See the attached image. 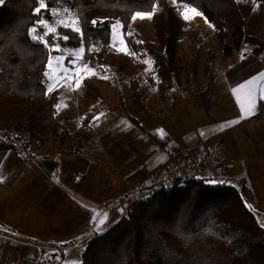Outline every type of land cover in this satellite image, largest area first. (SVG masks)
Wrapping results in <instances>:
<instances>
[{"label":"trees","instance_id":"1","mask_svg":"<svg viewBox=\"0 0 264 264\" xmlns=\"http://www.w3.org/2000/svg\"><path fill=\"white\" fill-rule=\"evenodd\" d=\"M175 1L197 8L213 26L226 57L243 49L245 43L252 48L243 53L264 59V38L247 33L248 17L237 0ZM45 3L48 9L61 6L72 9L83 40L72 28L62 25L57 27L58 35L69 37L66 43L62 42L65 47H83L84 62L97 72L105 70L117 22L126 35L136 13L160 12L161 21L155 28L161 46L140 41L129 42V47L135 54L149 56L156 79L174 88L177 73L173 72L171 53L180 39V25L174 24L170 0H45ZM36 6L37 0H3L0 4V137L12 130L24 131L41 145L50 137H58L59 157L63 152H79L84 146L80 139L84 132L68 137L66 131H59V99L46 90L45 72L51 51L39 39H31L30 30L38 22ZM40 16L48 20L53 14L42 9ZM51 36L49 41L53 40ZM214 76L211 74L208 87ZM155 82L152 79V84ZM142 86L139 79L130 82L137 111L146 108L148 97L140 89ZM100 106L101 109H94L95 114L103 109ZM206 107L210 109L208 103ZM131 119L137 124L134 117ZM91 120L92 115H86L82 127L92 135ZM3 150L11 148L0 144V151ZM247 192V187L213 186L203 179L178 181L170 189L157 191L147 201L131 206L116 224L92 237L82 249L80 264H264V225L246 201Z\"/></svg>","mask_w":264,"mask_h":264},{"label":"crops","instance_id":"2","mask_svg":"<svg viewBox=\"0 0 264 264\" xmlns=\"http://www.w3.org/2000/svg\"><path fill=\"white\" fill-rule=\"evenodd\" d=\"M239 61L251 62L252 72L239 73L249 67L242 70L236 67L217 76L212 85L210 109L204 103L184 99L170 113L161 109L150 112L145 108L146 111L133 115L127 104L129 112L120 108L106 110L108 115L90 122L91 137L86 134L80 137L84 142L81 150L63 152L55 169L48 168L52 171L49 179L43 164L27 163L16 154L15 157L0 151V191L12 192L8 200L18 205L19 211L9 213L0 197V264H60L53 252L62 253L63 244L71 240H65L67 231L63 233L58 227L69 224L71 212L77 216L73 220L75 237L82 234L80 230L86 227L87 216H91V221L99 208L108 209L106 221L116 224L123 213V205L116 209L117 193L123 195L120 199L125 198L137 189L141 180L164 169L170 160L166 152L169 143L178 145L185 155L218 146L222 152L221 164L226 163L224 182L232 187H247L251 207L261 214L257 207L264 205V128L255 124V118L264 111V76L261 75L264 59L242 53ZM248 81L252 84L240 88ZM236 89L239 91L234 92ZM250 104H254V114L243 116L242 109ZM118 153L124 157L120 164ZM79 173L82 177L76 183L67 179ZM121 181L125 183L122 190L112 191L110 186L100 192L103 183L112 185ZM80 205L93 209L83 213ZM99 214L95 221L104 215ZM103 229L94 233L99 234ZM28 238L34 242L30 243Z\"/></svg>","mask_w":264,"mask_h":264},{"label":"rangeland","instance_id":"3","mask_svg":"<svg viewBox=\"0 0 264 264\" xmlns=\"http://www.w3.org/2000/svg\"><path fill=\"white\" fill-rule=\"evenodd\" d=\"M170 3L172 5V11L174 13V24L180 25V39L173 46L171 53L173 72L177 73V83L174 84V88L170 89L166 83H163L162 81L156 79V70L149 56H140L138 54H135L129 47V42L135 43L140 41L156 42L161 46V39L158 35V31L155 28L156 24L160 23L161 21V14L158 11L150 13V18L148 14H145V18L143 19H141L140 17H136L135 19H133L132 25L126 35L124 34L121 25L115 24V28L113 26V46L111 51L106 56L107 65L103 72H97L94 70L95 74L93 75L91 72L82 69V66L85 64L83 59V52L81 55V59L76 61L74 65V71L68 73V75L65 76L63 68L67 67L68 62L73 59L71 55H66V53L71 50H78L80 48L70 49L63 46V41H60V51L50 50L52 67L48 68L47 72L50 76L53 77V79L49 80L47 77V87L49 84H53L54 86L52 87L51 91L48 92L51 96L59 99L57 121L60 133H64L66 131L64 133L66 134V136L69 137V135H72L73 137H76L75 134L81 131L84 132L87 137H91V132H89V129H87L85 132V129L82 127L86 115H92L91 121H93L97 116L101 118L108 115L109 112L106 110H111L113 108H115V110H118L119 108L125 110L126 104L133 115H136L137 113L142 111L138 110V112L137 110H135V106L133 103L130 82L134 78L142 81L143 86L140 89H143L147 93L148 98L145 102L146 109H149L150 112H154L153 110L155 109H161L162 112L170 113L171 110L175 108L177 102L184 99H187V102H201L204 103L205 106H207L208 103V105H210L211 107L212 85H214L217 76L221 75V73H230V71L236 67H242L240 70L245 67H249V69L239 73L252 72L250 68H253L254 66L250 65L251 62L241 63V61H239L243 51L252 48L250 44L244 43L243 49H241L240 51H234L232 56L226 57L223 54V46L221 40L215 35L213 26L202 15L195 16L191 20L186 21L183 18L185 5L177 3L175 0H170ZM237 3L240 10L248 17L247 33L249 35L264 38V3L258 2L257 0H237ZM65 8L67 9V12L63 10ZM56 20H65L68 22H71L72 20L77 21L74 12L68 6H61L57 8L56 13L55 15H53L52 19L45 20L49 23L50 26H54L56 29L54 33H49L44 37V39L49 43H51L52 41H49L48 36L58 35L57 27L60 25L64 26L63 24H54ZM44 31L45 30L41 25L38 27L37 32L32 33V35H37L39 39V34L43 33ZM53 36H51V38ZM126 37L128 39H126ZM194 52L197 53L195 58H193ZM60 55H65V59L63 60V62H61V66L58 67V62L56 61L55 57ZM145 60L151 62V67H149V65L144 62ZM88 68L90 67L88 66ZM77 71L79 72L78 75L76 74ZM191 71L194 72V75L190 74ZM99 73L106 74L102 75ZM211 74L215 75V78L212 82V85L208 87ZM105 76L107 77L106 79L103 78ZM69 77L71 78L69 79ZM152 79H155V84H152ZM77 81H79L78 88L76 87ZM69 85H71V88H69ZM100 101L102 103H100ZM120 103H122L125 107H122ZM100 104L102 105L103 109L95 114L94 109H101ZM146 109L144 111H146ZM255 121L256 125H260L261 128H264V111L257 118H255ZM56 138L58 137H50V139L40 148L43 153L54 156L53 163L59 161V157L56 155V153L58 151V148L61 147V143L57 141ZM90 142V145H92L93 140L91 138ZM169 146L177 147L176 153L178 157H191L197 154H181L179 146L175 143H169L168 145H166V152L170 160L167 166L164 167V169H162L159 173H156L157 175L153 174L141 180L138 183L137 189L132 194L128 196L126 195L125 198L120 199V196L123 195L117 193L119 197L117 199L118 201L116 202V209L119 207V205H123V213L120 217L125 216L127 214V210L131 206L136 205L138 202H144L142 200L136 199L137 195L144 185H149L156 177L163 176L164 174L165 176L167 175L166 172L173 165V155ZM214 148L218 149V146L210 148L209 150ZM3 151L4 153L9 155L10 153H12L13 155L16 154V152L12 149ZM102 155L104 156V154ZM1 159L2 157H0V160ZM123 159L124 157L122 158L121 154L118 153V164H120ZM39 164H41V162ZM221 166L222 170H224V175H226V163L221 164ZM59 168H61V166ZM44 169V173L49 179L51 177L52 171H49L47 167H45ZM42 176L43 178H46L45 180H47V177L44 174ZM81 177L82 173H79L77 175L72 174L68 176L67 179L76 183L75 181H79V178ZM124 186V181L112 185L108 182H105L100 187V192L102 193L103 190L107 188L112 189V191L114 190V188H116L119 191L122 190V187ZM10 194H12V192L9 189L5 191L3 190L2 192L0 191V197L4 199V204L7 205L6 208L9 209V213H13V211L15 210L19 213L17 208L18 205H15L13 204V202L8 200V196ZM246 201L251 202L249 189L246 194ZM80 208L83 213H86L87 211H91L93 209V207L88 205H80ZM257 208L260 209V211L262 212H260L261 214L255 212L254 208L252 207L258 221L260 222V224L264 225V205H262L260 208ZM99 209L98 211H95V214L99 212L109 213L108 209ZM113 209L114 208H112L111 210ZM68 217L70 218V222L67 221L69 222V224L64 225L63 227L59 226L58 228L63 230V233L67 231L68 237H65L64 239L71 241L69 243L63 244L62 247H64V251L62 253L54 251L53 255L60 264H71V262L73 261H76L77 264H80L82 262L83 255L82 249L91 239V234L96 230V225L99 220L94 221L92 219L90 221L91 216H87V219L89 221L86 219V227L83 230H80L82 234L79 237H75V234H73V230L75 228L73 220H76L77 216L75 215V212L74 216L71 212ZM72 222L73 224H70ZM113 222L115 221H110V223L105 221L104 225H102L101 227L104 228L103 230H105L107 226L114 225L115 223ZM95 234L97 233H94L93 236H95ZM27 240L30 243L34 242L32 238H28ZM55 244L56 242H54V245ZM62 257L64 258L62 259Z\"/></svg>","mask_w":264,"mask_h":264},{"label":"built area","instance_id":"4","mask_svg":"<svg viewBox=\"0 0 264 264\" xmlns=\"http://www.w3.org/2000/svg\"><path fill=\"white\" fill-rule=\"evenodd\" d=\"M0 144L9 145L19 158L27 163L43 164L53 162L54 159V156L43 153L40 149L41 143L24 131L12 130L8 135H2ZM169 148L173 155V165L166 172L167 175L156 177L149 185H144L136 197L137 200L146 201L157 191L170 189L176 181L183 182L187 179H203L213 186H229L224 182V170L221 168L222 152L219 149L214 148L191 157H178L177 147Z\"/></svg>","mask_w":264,"mask_h":264},{"label":"snow or ice","instance_id":"5","mask_svg":"<svg viewBox=\"0 0 264 264\" xmlns=\"http://www.w3.org/2000/svg\"><path fill=\"white\" fill-rule=\"evenodd\" d=\"M0 3H3V0H0ZM44 9L45 11H49L51 12L53 15H55L56 13V9H48L47 5L45 3V0H37V6L35 7V14L38 16V22L37 24L30 30L31 33H36L37 29L39 26H43L44 28V32L39 34V39L41 42H43L45 44L46 47H48L50 50H55V51H60L61 50V44L60 41L63 42H67L69 40V37L67 35H56L53 36V40L51 43H49L47 40L44 39L45 36H47L49 33H54L56 31L54 26H50L49 23L47 21H45L41 16V10ZM65 12H67V9H63ZM201 15V13L197 10L196 7H188L187 5H185V10L183 12V18L187 21V20H191L192 18H194L195 16H199ZM149 18H150V13L148 14ZM136 17H140L141 19L145 18V14L138 12L136 13V16L133 17V19H135ZM96 22L93 21V24H95ZM54 24H63L64 27L66 28H72L73 31L77 32L78 34H80L81 39L83 40V33L81 32L80 27L78 26V22L75 20H72L71 22L65 21V20H56L54 22ZM119 24V22H117V25ZM116 26L114 25V28ZM31 39L33 40H37L38 36L37 35H31ZM85 51V49L83 47H81L78 50H71L69 52L66 53V55H71L73 57L72 60H70L68 62V66L63 68L64 71V75L67 76L68 73L73 72L74 71V65L76 63V61L81 59V55L82 53ZM56 61L58 62V67L61 66V62H63V60L65 59V55H60L55 57ZM146 64L149 65V67H151V62L148 60L144 61ZM47 66L48 68L52 67V59L50 58L47 61ZM82 69L87 70L88 72H91L93 75L95 74V71L91 68H88L87 63H85L82 66ZM77 75L79 74V72L77 71L76 73ZM262 76H264V74H261ZM45 76L48 77L49 80H52L53 77L49 75L48 72H45ZM63 78V77H61ZM71 77H69L70 79ZM103 78H107L106 76ZM252 84V81H248L245 85H241L240 88H246L248 85ZM54 85L53 84H49L47 87V91H51L52 87ZM76 87H79V81H77L76 83ZM69 88H71V85H69ZM235 91H239V89L234 90ZM264 91V90H262ZM250 95H252V93H250ZM254 104H250L249 107L247 109H242V115L243 116H248V115H252L254 114ZM102 115V114H101ZM94 119H99V116L95 117ZM230 123H236V121H232ZM161 134L163 135V131L161 130ZM0 182H2V177H0ZM99 213H96L92 219L95 221L96 217L99 216ZM107 219V213H104L103 217L101 219H99V221L97 222L96 225V230L100 231L101 230V226L104 225L105 221ZM71 264H77L76 261L71 262Z\"/></svg>","mask_w":264,"mask_h":264},{"label":"water","instance_id":"6","mask_svg":"<svg viewBox=\"0 0 264 264\" xmlns=\"http://www.w3.org/2000/svg\"><path fill=\"white\" fill-rule=\"evenodd\" d=\"M45 166L51 170H54L56 167V164L53 162H45Z\"/></svg>","mask_w":264,"mask_h":264}]
</instances>
